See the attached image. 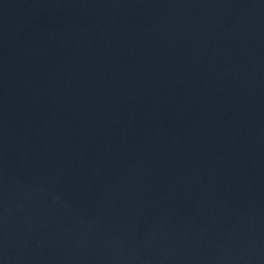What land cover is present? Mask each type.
Listing matches in <instances>:
<instances>
[{"label":"water","instance_id":"95a60500","mask_svg":"<svg viewBox=\"0 0 264 264\" xmlns=\"http://www.w3.org/2000/svg\"><path fill=\"white\" fill-rule=\"evenodd\" d=\"M0 264H264V0H0Z\"/></svg>","mask_w":264,"mask_h":264}]
</instances>
